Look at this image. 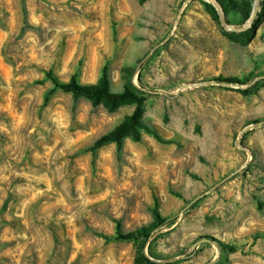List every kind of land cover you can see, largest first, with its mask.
<instances>
[{"label": "rangeland", "instance_id": "374dc122", "mask_svg": "<svg viewBox=\"0 0 264 264\" xmlns=\"http://www.w3.org/2000/svg\"><path fill=\"white\" fill-rule=\"evenodd\" d=\"M151 263L264 264V0H0V264Z\"/></svg>", "mask_w": 264, "mask_h": 264}, {"label": "trees", "instance_id": "16d2710c", "mask_svg": "<svg viewBox=\"0 0 264 264\" xmlns=\"http://www.w3.org/2000/svg\"><path fill=\"white\" fill-rule=\"evenodd\" d=\"M47 76L52 81L55 88H59L65 92L72 93L75 97L82 96L86 98H92L97 101H105L107 104L112 105V107L125 101H131L135 98L133 91H131L129 88H126L125 91L122 93H117L113 91L112 81L108 75L106 68L103 71L102 77L98 80L96 84H81L77 80L76 76H73L69 82H62L52 72H49ZM138 125H140L144 129H148V127L144 124ZM127 129L128 125L119 126L114 131L98 140L96 142V146H102L111 141H115L117 143L118 148L121 149L123 145L122 133ZM155 215L158 219V222L152 224L149 232H147L146 229H143L138 232V236H144L146 238H149L151 236V233L158 232L165 225H167V220L161 219V216L157 211L155 212ZM132 238H134V234H123L119 226L118 239L128 240Z\"/></svg>", "mask_w": 264, "mask_h": 264}, {"label": "water", "instance_id": "95a60500", "mask_svg": "<svg viewBox=\"0 0 264 264\" xmlns=\"http://www.w3.org/2000/svg\"><path fill=\"white\" fill-rule=\"evenodd\" d=\"M255 16V8H254V11H253V14H252V19L254 18Z\"/></svg>", "mask_w": 264, "mask_h": 264}]
</instances>
